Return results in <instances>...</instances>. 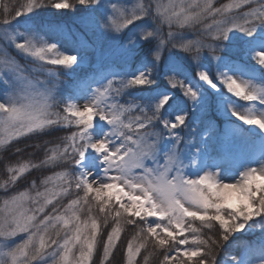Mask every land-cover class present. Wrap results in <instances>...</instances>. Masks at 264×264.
<instances>
[{"label": "snow or ice", "instance_id": "1", "mask_svg": "<svg viewBox=\"0 0 264 264\" xmlns=\"http://www.w3.org/2000/svg\"><path fill=\"white\" fill-rule=\"evenodd\" d=\"M0 154V264H264V0H0Z\"/></svg>", "mask_w": 264, "mask_h": 264}, {"label": "trees", "instance_id": "2", "mask_svg": "<svg viewBox=\"0 0 264 264\" xmlns=\"http://www.w3.org/2000/svg\"><path fill=\"white\" fill-rule=\"evenodd\" d=\"M5 2H8V0H5ZM22 2V0H21ZM61 135L63 134V132L60 133ZM29 143H36V141H30ZM23 159L27 160V159H32V158H35V157H31L28 155V153L26 152L25 155L22 157ZM11 161V162H14L15 161V158L14 157H11L10 154H0V165H2L5 161ZM50 174V172H48L47 170H41V171H34V173L32 175H29V178L28 180H25L22 182V185H21V188L20 190H24L26 189L30 183H31V180L33 178H36L37 180L43 178L44 175H48ZM3 179V168L2 166H0V180ZM109 223H111V221H109ZM199 223V222H197ZM131 233L129 232H126V233H123L122 234V239L130 236ZM238 236H242L243 234H237ZM247 239H254L255 237L253 236H248L246 237ZM119 260H120V255L119 253L116 254V260L114 261V264H119ZM150 264H155V260L153 259L152 261H150Z\"/></svg>", "mask_w": 264, "mask_h": 264}, {"label": "rangeland", "instance_id": "3", "mask_svg": "<svg viewBox=\"0 0 264 264\" xmlns=\"http://www.w3.org/2000/svg\"><path fill=\"white\" fill-rule=\"evenodd\" d=\"M21 63H24V60H23V59H21ZM63 79L66 80V81H67V80H70L69 77H64ZM241 103H243V102H241ZM17 239H19V237H18Z\"/></svg>", "mask_w": 264, "mask_h": 264}]
</instances>
